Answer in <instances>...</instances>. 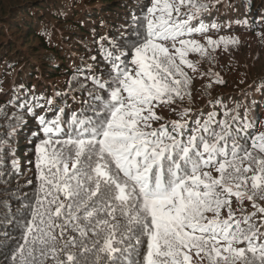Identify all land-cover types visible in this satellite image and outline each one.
<instances>
[{
    "label": "snow or ice",
    "instance_id": "6c2138e0",
    "mask_svg": "<svg viewBox=\"0 0 264 264\" xmlns=\"http://www.w3.org/2000/svg\"><path fill=\"white\" fill-rule=\"evenodd\" d=\"M122 7V22L92 29L95 48L70 51L79 63L66 88L48 97L14 87L15 102L0 106V264H264L257 102L245 90L209 100L207 113L185 106L199 71L190 55L211 63L238 46L218 35L233 25L264 39V14L233 17L236 0ZM205 75L215 77L208 88L225 83ZM255 91L264 96V81ZM29 116L35 171L21 185L15 145Z\"/></svg>",
    "mask_w": 264,
    "mask_h": 264
},
{
    "label": "trees",
    "instance_id": "16d2710c",
    "mask_svg": "<svg viewBox=\"0 0 264 264\" xmlns=\"http://www.w3.org/2000/svg\"><path fill=\"white\" fill-rule=\"evenodd\" d=\"M126 2L0 0V106L14 101V87L21 95L25 90L32 89L37 96L48 97L52 96L54 88H66L73 62L79 63L76 56L70 55V51L86 55L85 45L95 48L92 44V29L96 30L97 36H102L113 25L122 22V17L126 15L122 5ZM236 4L238 11L231 13L233 17H242L247 12L251 20L255 21L264 14V0H236ZM101 21L108 27H101ZM218 35L237 37L240 43L230 46L228 52L217 50L216 60L211 63L207 59L201 62L195 54L190 55L189 58L197 63L199 71L192 84V103L186 101L185 106L191 107L193 111L203 110L207 113L211 110L209 100L223 98L227 102L229 96L240 100L247 90L248 101L257 102L254 115L264 120V96L255 91L257 85L264 81V39L258 37L255 31H247L236 25H233L231 32ZM195 38L204 43L203 37ZM213 38L217 36L213 35ZM92 54H96L97 60H100L97 53ZM209 69L213 74L218 73L225 83H212L211 88H208L207 85L215 77L205 75L200 78V73H207ZM206 91L210 94L205 95ZM37 112L45 114L39 109ZM159 114L165 119H177L174 113L167 110ZM47 115L51 116L52 113ZM26 119L27 127L19 133L15 145L23 170L19 181L21 185L28 178H34L35 171L34 165L27 163L26 157L32 153L25 137L30 136L38 125L31 116ZM3 124L4 121L0 120V125ZM259 131H264V128ZM247 210L252 211L250 207Z\"/></svg>",
    "mask_w": 264,
    "mask_h": 264
}]
</instances>
